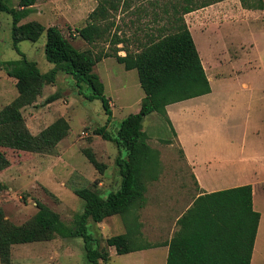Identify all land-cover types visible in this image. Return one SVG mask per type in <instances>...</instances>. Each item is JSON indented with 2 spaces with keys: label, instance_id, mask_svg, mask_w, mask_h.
I'll return each mask as SVG.
<instances>
[{
  "label": "trees",
  "instance_id": "trees-1",
  "mask_svg": "<svg viewBox=\"0 0 264 264\" xmlns=\"http://www.w3.org/2000/svg\"><path fill=\"white\" fill-rule=\"evenodd\" d=\"M146 0H96V7L88 14L84 27L74 29L86 44L108 42L109 50L94 53L79 51L56 26L45 27L31 21L20 24L37 0H19L17 8H9L0 0V13L11 17V39L18 59L0 63L9 78L15 81L16 98L0 110V173L6 170L9 159L7 150L31 154L50 155L57 144L69 132L68 122L59 118L37 135L29 132L23 122L21 110L36 102L45 85L55 83L57 72L72 78L80 89L86 85L91 94L89 101L99 100L108 118L112 113L104 86L94 66L105 58H113L125 71L134 70L144 97L138 113L129 114L111 135L105 127L94 130V135L124 149L125 157L118 155L115 165L120 177L119 186L102 197L93 188L76 190L74 194L83 202L82 212L66 225L60 216L42 203L36 202V213L25 224L17 226L4 219L0 209V264H10L11 248L15 245L47 242L54 237L78 238L83 242L88 264L109 262L108 248L117 255L142 249L128 232L107 237L104 250L98 249V241L88 232V221L95 224L126 214L144 205L145 179L155 180L158 153L147 144L142 130L143 119L150 114L166 116L168 105L196 98L211 92L209 82L201 65L197 50L184 22L183 16L223 0H154L131 14H145L146 8L153 12L155 32L148 25L138 27L142 37H135V50L125 32L116 24L119 14L131 9L133 3L144 4ZM248 10H264V0H239ZM148 6V7H147ZM45 34L44 57L54 67L42 73L37 63L29 60L17 49L23 41L36 42ZM75 35V36H76ZM122 47H118V45ZM120 51L124 56L118 55ZM56 95L48 97L44 104L55 101ZM171 128V127H170ZM172 131V128H171ZM173 132V131H172ZM88 162L101 173L104 166L97 163L93 154L85 152ZM4 186L0 182V191ZM260 214L253 209L252 187L243 185L215 192L196 199L180 217L179 230L168 242L166 264H250L253 244ZM96 248H93V245Z\"/></svg>",
  "mask_w": 264,
  "mask_h": 264
},
{
  "label": "rangeland",
  "instance_id": "rangeland-1",
  "mask_svg": "<svg viewBox=\"0 0 264 264\" xmlns=\"http://www.w3.org/2000/svg\"><path fill=\"white\" fill-rule=\"evenodd\" d=\"M3 1L9 8H17L19 2V0ZM149 1L154 0L136 4L132 10L137 12V8L141 9ZM233 5L239 8L238 11L233 9V47L235 48L233 60L229 62L215 56L219 72L224 73L229 67L233 69V85H213L212 88L218 100L217 120L221 125L215 136L222 141L231 136L239 143L243 136L242 122L238 118L234 128L233 125H227V121L230 120L228 112L232 106L229 105L230 103L226 104V101L233 99V95L241 94L244 88L242 83L246 84L253 94L252 102L255 103L253 114L255 116L256 113V116L261 117L258 125H264V104H262L264 101V11H243L239 0H233ZM95 7L96 0H37L20 24L35 21L45 27L56 26L77 50L99 53L111 48L108 42L98 41L88 45L77 35L72 34L74 29L85 26L88 14ZM146 10L148 16H141L138 20L131 11H126L120 15V19L117 17L115 19L116 24L121 27V31L125 32V37L130 41L129 50H135V37H142L143 33L138 30V25L148 24L152 19L151 9L148 7ZM136 21L138 23H135ZM45 41L46 36L43 34L34 43L23 41L17 45L21 53L37 63L42 73L54 67L44 57ZM219 45L221 44L218 43L217 46ZM16 59L18 54L13 49L11 39V17L7 13H0V63ZM246 60L248 65H244ZM93 72L105 85V97L111 98L113 102V107L110 108L112 118L109 119L105 114L99 100L89 101L86 98L91 94V90L86 85L78 89L72 78L62 72H57L55 83L44 86L35 103L21 110L23 122L33 135H37L59 118L68 122L69 132L50 155L6 151L10 165L0 173V182L4 186L0 191V209L4 219L10 223L17 226L27 223L36 213V202H39L57 213L66 225L72 226L74 217L83 209V202L74 194L76 190L93 188L95 181L93 189L104 198L119 186L120 177L115 159L118 155L125 157L126 152L124 149L119 150L114 143L94 135V130L105 127L113 135L126 116L138 113L140 108L138 100L143 98L144 94L139 86L136 71H125L114 59L98 62ZM52 95H56L57 99L44 104V101ZM16 96L15 81L7 76L5 70L0 69V110ZM189 104L186 103L185 106L188 108ZM201 126H204L206 131L212 128L208 123L207 125L201 123L195 124L194 129L200 131ZM142 128L147 136V144L158 153V160L154 162L156 168L158 167L155 180H144L147 196L152 190L168 187L171 180L178 188L191 186L189 171L183 163L181 152L166 120L159 114L153 113L144 119ZM247 142L256 156L264 157L263 130L260 129L258 134L249 133ZM85 152L93 154L97 163L104 166L101 173L88 162ZM260 194L259 191L256 193L257 196ZM254 209L259 213L264 212V202L261 198L258 200L257 197L255 200ZM103 224H95L91 220L87 224L89 234L99 243V250L107 248L105 244L107 237L122 234L119 215L109 217ZM261 235L262 230H260ZM93 248H96L95 244ZM10 256V264H88L83 242L78 238L56 236L47 242L15 245L11 248ZM106 264H145V261H139L135 255L128 257L113 255ZM146 264H149L148 259Z\"/></svg>",
  "mask_w": 264,
  "mask_h": 264
},
{
  "label": "crops",
  "instance_id": "crops-1",
  "mask_svg": "<svg viewBox=\"0 0 264 264\" xmlns=\"http://www.w3.org/2000/svg\"><path fill=\"white\" fill-rule=\"evenodd\" d=\"M133 6H136V3L131 5L129 11L134 10H132ZM241 8L243 11H254L244 9L242 6ZM233 9L239 10L237 5H233V0H223L183 16L211 89L209 94L166 107V115L173 131L175 143L181 152L183 163L189 171L191 186L178 188L171 180L168 187L152 190L148 196L145 193L144 205L141 208L129 212L124 219L120 217L122 234L128 232L130 238L136 241L142 249L117 255L115 249L110 247L108 248L109 261L113 255L126 257L135 255L139 261H145V264L146 259L149 264H156L155 262L166 264L168 242L179 230L178 220L196 199L205 195L233 187L251 185L253 209L257 197L258 200L261 198V201L264 202V157L256 156L247 142L248 134H258L260 129L264 132V125H258L261 122V117L256 116V113L255 116L253 114L255 104L252 102L253 94L246 84L242 83L244 88L240 95H233V99L226 101V104L230 103L229 105L232 106L228 112L230 120L227 121V125H233L234 128L238 118L241 119L243 130L241 141L238 143L231 136L222 141L221 138L215 136V133L221 129L219 128L221 125L217 120L219 111L216 109V102L218 100L212 86L233 85V69L229 67L226 72H219L215 56L229 62L233 60V50H235L233 47ZM152 12L153 10H151ZM120 15H118V19H120ZM133 15L136 20L141 16L147 17L145 14ZM144 24L147 23L140 24L138 27L141 29ZM147 25L148 29L154 30L157 27L152 23V19ZM202 41L205 42V46ZM218 43L221 45L217 46ZM211 51L213 52L211 53ZM209 54L212 57L209 58ZM118 55L124 56L125 53L120 51ZM109 59L113 58H105L101 61ZM248 64V60H246L244 65ZM103 86L105 91V85L103 84ZM141 100L142 98H139V105ZM186 103L189 104V109L185 106ZM108 104L110 108L113 107L111 98H108ZM201 123L204 125L208 123L212 128L206 131V128L201 126L200 131L195 130V124L200 125ZM230 128L228 127V129ZM99 185L101 186V184ZM258 191L261 194L257 196ZM259 214L250 264L256 262L264 264V212ZM105 220L102 224L105 223ZM260 230H262L261 236Z\"/></svg>",
  "mask_w": 264,
  "mask_h": 264
},
{
  "label": "built area",
  "instance_id": "built-area-1",
  "mask_svg": "<svg viewBox=\"0 0 264 264\" xmlns=\"http://www.w3.org/2000/svg\"><path fill=\"white\" fill-rule=\"evenodd\" d=\"M72 34H73V36H75V35H76V33H75L74 31H73V33H72Z\"/></svg>",
  "mask_w": 264,
  "mask_h": 264
}]
</instances>
